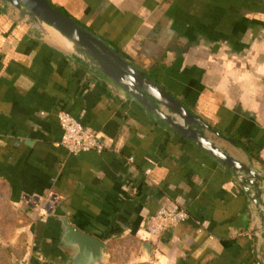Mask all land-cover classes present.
<instances>
[{"label":"crops","instance_id":"1","mask_svg":"<svg viewBox=\"0 0 264 264\" xmlns=\"http://www.w3.org/2000/svg\"><path fill=\"white\" fill-rule=\"evenodd\" d=\"M48 1L235 140L218 141L264 174V0ZM18 28L0 11V181L15 201L61 200L34 223L25 264L65 263L59 216L106 242L104 264H264L259 214L232 169L50 50L48 37ZM58 111L92 128L104 152L70 154ZM161 207L189 217L151 237L147 219Z\"/></svg>","mask_w":264,"mask_h":264},{"label":"water","instance_id":"2","mask_svg":"<svg viewBox=\"0 0 264 264\" xmlns=\"http://www.w3.org/2000/svg\"><path fill=\"white\" fill-rule=\"evenodd\" d=\"M2 15L21 31L46 36L42 42L63 58H73L93 76L104 77L168 132L193 143L209 159L232 169L237 183L254 204L264 238V174L231 155L218 141L236 143L192 112L122 50L61 12L48 0H0ZM19 18L15 21L14 18ZM14 20V21H13ZM60 244L70 253L64 264H104L105 241L59 216ZM147 248L150 247L146 243Z\"/></svg>","mask_w":264,"mask_h":264},{"label":"built area","instance_id":"3","mask_svg":"<svg viewBox=\"0 0 264 264\" xmlns=\"http://www.w3.org/2000/svg\"><path fill=\"white\" fill-rule=\"evenodd\" d=\"M57 120L62 129L61 145L66 148L70 154L80 152L96 151L104 152L106 146L96 132L84 125L77 117L67 111H58ZM130 162L134 158H128ZM22 198L33 210H36L40 216L54 212L60 203V198L54 194H29L24 193ZM189 217L185 207L172 211L166 207L159 208L153 215L148 217L146 223L147 234L151 237H160L165 232L175 228ZM40 259H44L40 256Z\"/></svg>","mask_w":264,"mask_h":264},{"label":"rangeland","instance_id":"4","mask_svg":"<svg viewBox=\"0 0 264 264\" xmlns=\"http://www.w3.org/2000/svg\"><path fill=\"white\" fill-rule=\"evenodd\" d=\"M39 219V213L22 196L13 200L9 188L0 181V264H25L31 252L33 225Z\"/></svg>","mask_w":264,"mask_h":264},{"label":"trees","instance_id":"5","mask_svg":"<svg viewBox=\"0 0 264 264\" xmlns=\"http://www.w3.org/2000/svg\"><path fill=\"white\" fill-rule=\"evenodd\" d=\"M51 3V2H50ZM52 4V3H51ZM58 9L61 11V12H63L64 14H66V15H68V12L64 9V8H62V7H58Z\"/></svg>","mask_w":264,"mask_h":264}]
</instances>
